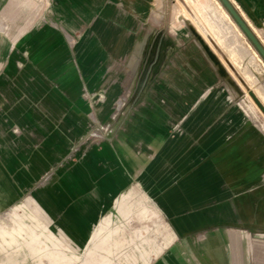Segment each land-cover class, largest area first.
Instances as JSON below:
<instances>
[{
	"label": "crops",
	"instance_id": "0c3cea01",
	"mask_svg": "<svg viewBox=\"0 0 264 264\" xmlns=\"http://www.w3.org/2000/svg\"><path fill=\"white\" fill-rule=\"evenodd\" d=\"M152 2L53 0L47 22L32 26L25 0H0L9 5L0 9V212L29 193L58 233L82 247L81 259L93 257L90 238L103 226L120 231V251L143 248L124 264H264L260 125L230 111L185 123L140 112L141 120L101 124L100 137L84 139L83 117L105 114L89 107L90 97L112 85L115 99L135 76L148 34L137 25L152 19ZM228 2L262 42L255 29L264 25V0ZM193 59V72L212 77L198 74L200 85L210 84L212 73ZM112 246L106 239L98 248Z\"/></svg>",
	"mask_w": 264,
	"mask_h": 264
},
{
	"label": "rangeland",
	"instance_id": "374dc122",
	"mask_svg": "<svg viewBox=\"0 0 264 264\" xmlns=\"http://www.w3.org/2000/svg\"><path fill=\"white\" fill-rule=\"evenodd\" d=\"M52 1L25 0L24 12L26 18L33 19L30 20L32 26L47 22ZM216 2L236 29L213 0H153L152 19L147 23L138 22L137 25L139 32L145 30L148 34L144 50L137 53L135 76L130 83L119 85V94L115 99L109 98L112 85H107L103 93L90 97L89 107L103 108L105 114L83 117L90 125L84 139L95 141L100 137L103 134L98 130L101 124L141 120L143 117L135 115L140 112L159 113L161 115L152 118L185 123L192 119H199L200 122H210V119L211 122L219 121L225 118L223 113L230 111L242 114L246 122L258 124L264 131V60L220 1ZM232 6L239 10V5ZM8 7L0 5L1 10L6 11ZM236 30L241 36H237ZM255 32L264 48V25ZM182 50L186 59L179 52ZM195 56L199 58L200 67L212 73L213 81L210 84L200 85L196 79L198 74L206 81L212 80V77L204 69L193 72L191 67L195 63ZM120 108L133 111L114 115ZM198 108H215L217 115L193 116ZM28 196L29 193H26L19 202L0 212V264H50L48 253L38 249L45 236L57 242L60 254L71 259L69 264H76L84 253L82 247L66 241L47 217L42 220L40 217L45 214ZM17 223L20 224L18 229L15 228ZM28 229L30 233L26 232ZM105 229L103 226L95 229L87 256H93L90 257L92 259L98 255L104 258L109 256L104 264H124L141 255L143 248L140 243L120 251L126 245L124 242L118 243L120 231ZM41 232L42 236L30 242ZM155 238H158L156 233ZM106 239L112 240L113 246L110 251L101 252L98 246ZM132 239H138V235L128 238Z\"/></svg>",
	"mask_w": 264,
	"mask_h": 264
},
{
	"label": "bare ground",
	"instance_id": "6f19581e",
	"mask_svg": "<svg viewBox=\"0 0 264 264\" xmlns=\"http://www.w3.org/2000/svg\"><path fill=\"white\" fill-rule=\"evenodd\" d=\"M216 5L219 7V9L222 11V13L224 14V16L228 19L229 23L236 29V27L234 26V24L230 21L229 16L226 14V12H224V10L220 7V5L216 2V0H213ZM197 2V1H196ZM212 26V25H211ZM237 32V36H241V33L236 30ZM243 52V51H241ZM253 55L256 56L255 52L252 51ZM262 91V90H261ZM260 91V93H261ZM31 207V206H30ZM35 208V207H34ZM40 217V216H39ZM46 215L43 217H40L42 220L45 219ZM20 224L17 223V225L15 226V228H19ZM26 232L30 233V230L28 229ZM40 236H42V232L41 235H37L36 237H34L33 239H31L30 242H34L36 241ZM9 241V240H8ZM56 241V240H55ZM58 241V240H57ZM7 242V241H6ZM59 242V241H58ZM99 242V241H98ZM102 243V240L100 241ZM3 243V242H2ZM68 247V246H67ZM59 246L57 244V242H54L52 239H50L48 236L44 237L43 240V244L39 245L38 249L42 250V251H46L48 253L49 258L51 259V263L50 264H63L65 262V264H69V262L71 261L70 258L68 257H63L59 251ZM37 249V250H38ZM67 249V248H65ZM36 250V249H35ZM102 252V251H101ZM111 253V252H110ZM71 255V254H70ZM69 255V256H70ZM72 256V255H71ZM80 261V262H79ZM76 264H104V260H102L99 257H95V258H89V259H80L77 260Z\"/></svg>",
	"mask_w": 264,
	"mask_h": 264
},
{
	"label": "water",
	"instance_id": "95a60500",
	"mask_svg": "<svg viewBox=\"0 0 264 264\" xmlns=\"http://www.w3.org/2000/svg\"><path fill=\"white\" fill-rule=\"evenodd\" d=\"M219 1L223 5V7L226 9V11L229 13V15L232 17V19L237 24V26L241 29V31L246 36V38L249 40V42L256 49V51L258 52V54L264 60V48L258 42V40L254 36V34L251 32V30L244 23V21L241 19V17L237 13V11L234 9V7L228 2V0H219Z\"/></svg>",
	"mask_w": 264,
	"mask_h": 264
}]
</instances>
